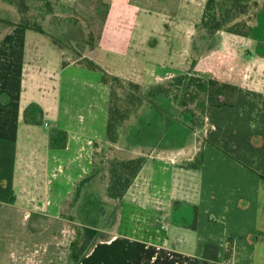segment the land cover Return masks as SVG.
Wrapping results in <instances>:
<instances>
[{"label": "crops", "instance_id": "crops-1", "mask_svg": "<svg viewBox=\"0 0 264 264\" xmlns=\"http://www.w3.org/2000/svg\"><path fill=\"white\" fill-rule=\"evenodd\" d=\"M251 1L245 37L199 35L207 0H0V264H47L62 246L77 264H264V0ZM104 72L141 91L191 75L213 90L193 149L130 147L145 163L115 232L93 239L77 215L114 201L108 160L123 150Z\"/></svg>", "mask_w": 264, "mask_h": 264}, {"label": "rangeland", "instance_id": "rangeland-1", "mask_svg": "<svg viewBox=\"0 0 264 264\" xmlns=\"http://www.w3.org/2000/svg\"><path fill=\"white\" fill-rule=\"evenodd\" d=\"M217 1L219 3L217 19L225 21L224 28L238 23H241V25L243 23L246 25L252 23L256 7L251 0H245L238 8H232V3L229 0ZM201 30H205V33H210L208 29L204 28L202 21L199 24V35ZM221 31L227 32L226 30ZM193 58L194 56L191 55V61ZM198 71L199 66L197 64H190L191 74L196 75ZM193 75L187 76L181 84L174 78L161 86H153L151 88L147 86L142 91L129 85L128 82L118 83L110 81L112 92L114 93V96H111L112 106L114 105V109H119L121 116L125 119L123 121L124 126L122 125L123 133L125 134L122 133L120 137V141L122 140L120 145L123 148L122 152H120L121 154L113 158L111 157L113 152H111L108 160L109 185L114 163L128 161L133 156L132 152L135 150L130 149V147H135L138 152H142L145 155L164 154L165 156H174L178 152H186L193 149L196 144V138L191 130L198 131L203 126L204 112L209 102L207 94L211 96L213 90V85H210L207 81H201V78ZM203 84L209 85L205 91L201 90V85ZM135 93H141L142 102H137V105L141 104L138 106H143L137 118L134 116V110L137 109H135L136 104L133 102L132 97ZM151 101L155 102L154 104L162 112L158 111L155 106L151 107L149 103ZM138 106L137 108H139ZM121 116L119 115L118 117L121 118ZM186 122L191 129L184 125ZM128 131H130V135L127 134ZM200 135L199 137H201ZM139 158H144V155L139 156ZM197 160L198 156L193 163H197ZM78 192L80 193V191ZM106 199H92V205L88 209L90 215H86L84 210L79 211L77 223H79L81 230L84 231L85 238L92 236L93 239H96L103 231L106 233L115 232L120 201L114 199V201L106 205L103 204ZM173 211L177 214L176 218H174V222H176L177 218L181 217L185 210L179 212V206H176ZM190 211H193L192 216L195 221L196 210L191 208ZM90 227L94 228V231H91ZM73 251H75L73 246H62L55 253V257L59 260L48 259L47 264H77L78 261L70 260Z\"/></svg>", "mask_w": 264, "mask_h": 264}, {"label": "trees", "instance_id": "trees-1", "mask_svg": "<svg viewBox=\"0 0 264 264\" xmlns=\"http://www.w3.org/2000/svg\"><path fill=\"white\" fill-rule=\"evenodd\" d=\"M232 3V8H238V6L244 2L245 0H229ZM249 1V0H248ZM219 7V3L217 0H207L206 2V8H205V13L204 17L202 20V25L204 28L208 29L210 34H214L218 31L221 30H226L229 33L240 35V36H248L251 31V27L249 25H246L243 23H238L236 25L225 27V21H221L217 19V8ZM226 18V17H225ZM86 65L93 69V70H101L94 62L86 59L85 60ZM187 77H180L176 79L178 83H182L183 80ZM115 81L118 83H121L119 78L117 77H112L107 75V73L104 72V81ZM129 85L135 87L136 89H139V86L134 85L130 83ZM201 90L205 91L206 86L205 84L201 85ZM111 96H114V93L112 92V87H111ZM113 98V97H112ZM140 103L142 102V98L139 99ZM113 101H111V109H110V118H109V123H108V129H107V136L108 140L115 143L118 138H119V129L123 125V121L125 120L124 117L121 116L119 109L115 108L114 105L112 106ZM151 103V102H149ZM158 111H161L158 107H156ZM162 112V111H161ZM120 115V117L116 116ZM126 118V117H125ZM201 157V156H200ZM145 163V158H138L134 160H128V161H122L119 163H114L113 168L111 170V183L109 185V196L112 199L121 201L122 198L124 197L126 191L140 172L143 164ZM201 165V161L199 164ZM197 224V211H196V217L195 221L193 223V227L195 228Z\"/></svg>", "mask_w": 264, "mask_h": 264}]
</instances>
